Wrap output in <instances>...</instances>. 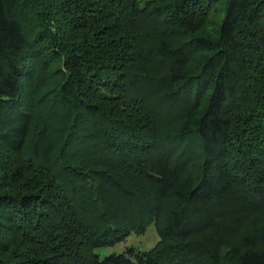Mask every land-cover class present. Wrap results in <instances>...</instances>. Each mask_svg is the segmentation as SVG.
Returning a JSON list of instances; mask_svg holds the SVG:
<instances>
[{
    "label": "trees",
    "instance_id": "16d2710c",
    "mask_svg": "<svg viewBox=\"0 0 264 264\" xmlns=\"http://www.w3.org/2000/svg\"><path fill=\"white\" fill-rule=\"evenodd\" d=\"M224 263L264 264V0H0V264Z\"/></svg>",
    "mask_w": 264,
    "mask_h": 264
},
{
    "label": "rangeland",
    "instance_id": "374dc122",
    "mask_svg": "<svg viewBox=\"0 0 264 264\" xmlns=\"http://www.w3.org/2000/svg\"><path fill=\"white\" fill-rule=\"evenodd\" d=\"M220 11H221L220 8H217L216 10H214L213 13H209L206 16L205 21L201 25V32L212 33L214 31L216 25L220 21V17H221ZM46 67L48 69H51L53 66L47 65ZM39 92H40V90H39ZM38 108H40V107H38V104L36 103L34 106L35 111ZM32 137H33L32 134L28 133L26 141H28V139H30ZM31 165L33 166V165H35V163H31ZM35 167H39L40 169H42L40 166H37V165H35ZM33 171L36 172V173H33V176L38 178V173H41L44 170H34L33 169ZM36 181L38 182V179ZM158 240L159 239H158L156 230L154 228V225L150 224V226L146 229L144 234H141V235L131 234L124 242L118 243V244H116L112 247H109V248L97 249V250H95V254L98 255L100 260H102L104 257L109 256V255H113V254L129 255L127 252L129 250H134L136 253L137 252H145L147 250L153 249L158 244ZM209 259L210 258L208 256V257L204 258V261L209 260ZM224 264H227V263H224Z\"/></svg>",
    "mask_w": 264,
    "mask_h": 264
}]
</instances>
